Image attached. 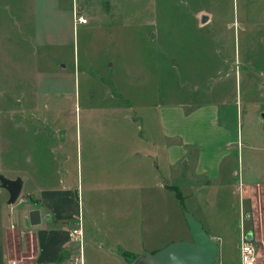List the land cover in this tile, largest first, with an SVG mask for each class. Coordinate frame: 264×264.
<instances>
[{
	"label": "rangeland",
	"instance_id": "rangeland-1",
	"mask_svg": "<svg viewBox=\"0 0 264 264\" xmlns=\"http://www.w3.org/2000/svg\"><path fill=\"white\" fill-rule=\"evenodd\" d=\"M113 1L117 14L112 15L110 24L102 23L105 17H97L94 25L50 22L52 33L57 31L54 36L61 41L53 44L51 52L61 57L56 73L45 75L36 69L41 64L46 67L50 59L35 63L24 57L16 61V76L21 77L23 72L28 83V95L23 100L31 103L37 93L39 101L55 103L48 109L54 113L52 119L26 123L20 134L11 130L13 141L20 139L23 151L33 162L41 160L47 174L56 166L62 174H69L70 184L82 180L85 205L93 200L94 212L110 203L104 192L86 189L91 177L117 176L127 168L130 181L137 186L142 184L140 171H144L147 191L150 185H157L158 181L149 177L150 158L139 159L133 152L153 142L165 143L161 134L166 132L171 134L176 153L186 149L189 165H181V161L177 164L185 172L191 171L194 179H200L197 168L225 154L229 155L230 166L227 169L224 165L219 180L232 170L234 185L242 178L264 180V0ZM109 5V0H102L101 10L108 11ZM89 6L93 10V2ZM74 12L82 15L78 8ZM106 57L114 62L110 69L114 83L99 75ZM92 70L98 71H94L98 79H94ZM131 78L137 80L136 85ZM116 84L122 92L131 94L134 105L140 106L121 112ZM13 109L14 115L29 111L24 107ZM52 155L59 157L58 163L50 161ZM218 170L219 166L211 164L209 175L203 176L209 180ZM164 177L175 180L174 175ZM222 183L211 184L204 190L206 195L197 194L194 201L198 209L205 205L201 210L212 228L221 233V252L232 263L238 261L230 231L237 226L240 193L234 186ZM164 187L171 188L165 182ZM244 190L243 195H248ZM256 193V212L264 213V192L260 189ZM147 196L149 202V193ZM159 199L164 229L154 210L160 204L151 199L146 227H140L134 216L133 231L142 230L143 235H148L149 247L156 249L189 241L183 206L179 213L177 199L170 192ZM183 205L187 208L186 202ZM247 210L246 217L251 219ZM99 223L103 229L109 219ZM248 233L257 264H264V222ZM215 264H219L218 259Z\"/></svg>",
	"mask_w": 264,
	"mask_h": 264
},
{
	"label": "crops",
	"instance_id": "crops-1",
	"mask_svg": "<svg viewBox=\"0 0 264 264\" xmlns=\"http://www.w3.org/2000/svg\"><path fill=\"white\" fill-rule=\"evenodd\" d=\"M89 2H93V10ZM100 4L102 5V0L100 2L98 0H0V91H2V94L0 93V175L7 179L19 177L22 182L20 194L11 204L7 201L8 193L0 185V264H8L13 260L17 264H74L75 260H79L80 264H131L129 258L122 255L123 253L135 257L144 252L159 250L154 246L149 247L148 235H143L142 230L138 228L133 231V217L136 216L134 221L140 227L143 225L146 227L149 213L147 205L151 199H154L160 204H156L154 210H156L160 226L164 229L162 205L158 198L167 192L175 197V193L179 192L182 196V204L180 205L176 197L177 211L180 213L179 210L183 206L203 225L209 237L216 240L219 264L237 263L240 257V234L244 232L246 238L249 239L248 232L251 229L255 232L256 226L264 222V213L258 210L259 213L256 212L257 201L255 200L258 190L261 189L264 192V180L262 178L248 180L241 177L238 184L234 185V181V184L231 183L233 180L231 178L234 177L233 170L228 171L226 178L224 177L226 181L219 180L218 176L224 165L227 169L230 166L229 155H220L217 160H209L206 167L197 168L198 178L201 179L197 180L194 179L191 171L185 172L177 164V161H181V165H189L190 159L185 155L186 149L181 148L176 153L171 134L162 133L161 135L167 140L165 143L153 142L133 152V155L139 159L150 158L151 176L149 177L158 181L157 185L155 182L154 186L150 185L147 191L145 180L143 181L144 171H140L142 184L137 186L130 181L127 168L124 173L117 176L91 177L87 179L86 189L90 192H104L105 200L110 203L102 205L99 208L101 211L94 212L93 200L89 199L88 205L87 203L85 205L86 198L83 197L82 180L70 184L67 180L69 174H62V169L56 166L52 168V173L47 174L46 169L41 168V160L37 164L28 157L29 154H26V151H23L20 139L13 141L11 130L20 134L26 123L32 124L52 119L54 113L48 109L55 103L51 100H46L45 103L39 101L37 93V98L31 103L23 100L24 96L28 95L26 88L28 83L25 81L23 72H20L21 77L16 76V61L24 57L34 60L35 63L39 60L50 59L51 62L46 67L41 64L36 66V69L45 75L56 73L61 57L54 56L51 52L54 49L53 44L57 45L61 41L54 36L57 31L52 33L50 22L53 20L66 21L75 26L73 13L78 8L80 13L87 18L84 24L98 23L97 17H105L104 22L101 20L102 23L110 24L112 15L117 14V4L109 0V10L106 12L103 11L105 9L101 10L103 7H100ZM48 23L50 24L47 25ZM156 51L155 55H157ZM221 64L224 65V62ZM113 65L114 62L106 57L100 70L98 69L99 75L105 77L109 83L115 82L110 72ZM209 65L212 66V62H209ZM94 71L98 72L92 70ZM99 75L95 73L94 79H98ZM130 81L134 85L137 84L135 82L137 80L131 78ZM101 83H106V80ZM29 87L34 88L30 85ZM116 90L120 94L117 102L121 112L127 113L136 106H140L134 105L131 94L127 95L122 92L117 84ZM23 107L32 112L13 114V108L23 110ZM38 109L41 113L43 110L47 113L41 115ZM55 156L52 155L50 159L54 164L58 163L59 158ZM211 164L214 168L219 166V170L208 180L203 175H209L208 167ZM7 172L13 173L8 174ZM164 174H169L170 178L174 175L176 181L173 180V183L166 180ZM176 175L181 176L180 180H177ZM136 180H139V176ZM164 182L171 188L164 187ZM217 182L220 185L221 183L230 187L232 185V188L234 186L240 193L237 226H233L230 231L235 239L234 250L238 261L232 263H229L221 252L223 242L221 233L212 228V223H208L204 210H201L205 205L202 207L200 205L198 209L197 202L194 201L197 194L204 197L206 195L204 190ZM136 187L137 190H134ZM245 188L248 195H243ZM22 195L26 198H21ZM183 202L187 203V208ZM247 209L251 213V219L246 217ZM103 219H109V224L102 229L99 220ZM84 228L87 230L85 231ZM73 230H78V235H74ZM17 252H20L21 256L17 257Z\"/></svg>",
	"mask_w": 264,
	"mask_h": 264
},
{
	"label": "water",
	"instance_id": "water-1",
	"mask_svg": "<svg viewBox=\"0 0 264 264\" xmlns=\"http://www.w3.org/2000/svg\"><path fill=\"white\" fill-rule=\"evenodd\" d=\"M205 21V18L201 21ZM22 182L19 177L7 179L0 175V185L8 193V204L14 203L20 194ZM190 240L169 243L164 248L144 252L142 255L130 258L131 264H215L217 260L218 244L210 238L203 225L193 215L181 209Z\"/></svg>",
	"mask_w": 264,
	"mask_h": 264
},
{
	"label": "built area",
	"instance_id": "built-area-1",
	"mask_svg": "<svg viewBox=\"0 0 264 264\" xmlns=\"http://www.w3.org/2000/svg\"><path fill=\"white\" fill-rule=\"evenodd\" d=\"M74 15V25L76 24H84L87 22L86 18L84 16H78L76 13H73ZM74 235H78V230H73ZM240 244H239V261L235 264H257V254L255 252V249L253 245L251 244V241L246 238L245 235L241 234L240 236ZM81 262L79 260H75L74 264H80ZM8 264H17V262L9 261Z\"/></svg>",
	"mask_w": 264,
	"mask_h": 264
},
{
	"label": "trees",
	"instance_id": "trees-1",
	"mask_svg": "<svg viewBox=\"0 0 264 264\" xmlns=\"http://www.w3.org/2000/svg\"><path fill=\"white\" fill-rule=\"evenodd\" d=\"M175 195H176V197L178 198V200L180 201L181 200V195H180V193L179 192H177V193H175ZM180 204H182V202L180 203ZM125 258H134V256H131V254H128V253H123L122 254Z\"/></svg>",
	"mask_w": 264,
	"mask_h": 264
}]
</instances>
